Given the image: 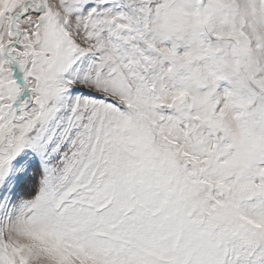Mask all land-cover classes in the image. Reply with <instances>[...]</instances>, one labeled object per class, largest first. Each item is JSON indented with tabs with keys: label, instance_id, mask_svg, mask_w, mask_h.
Listing matches in <instances>:
<instances>
[{
	"label": "snow or ice",
	"instance_id": "obj_1",
	"mask_svg": "<svg viewBox=\"0 0 264 264\" xmlns=\"http://www.w3.org/2000/svg\"><path fill=\"white\" fill-rule=\"evenodd\" d=\"M0 264H264V0H0Z\"/></svg>",
	"mask_w": 264,
	"mask_h": 264
}]
</instances>
